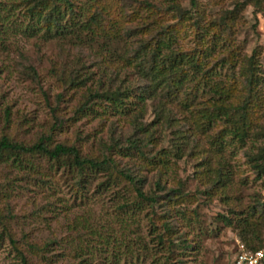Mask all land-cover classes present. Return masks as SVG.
<instances>
[{"label": "rangeland", "instance_id": "obj_1", "mask_svg": "<svg viewBox=\"0 0 264 264\" xmlns=\"http://www.w3.org/2000/svg\"><path fill=\"white\" fill-rule=\"evenodd\" d=\"M168 1L72 0L81 21L99 16L87 44L23 38L18 0H0V138L107 160L80 171L65 157L3 153L0 264H20L17 252L27 264H232L248 247L264 261V174L248 162L264 147V0H195L194 9L173 0L188 19L164 13ZM161 29L182 53H199L228 96L219 105L244 102L240 71L253 57L260 96L230 119L244 124L242 144L221 120L200 128L194 111L148 89L127 64ZM113 90L131 96L120 107L88 100ZM212 103H204L208 112ZM135 188L155 202L138 199Z\"/></svg>", "mask_w": 264, "mask_h": 264}, {"label": "trees", "instance_id": "obj_2", "mask_svg": "<svg viewBox=\"0 0 264 264\" xmlns=\"http://www.w3.org/2000/svg\"><path fill=\"white\" fill-rule=\"evenodd\" d=\"M191 9L195 8V0H188ZM168 9L164 11L173 12L178 19H188L190 11H182L181 7L173 3V0L168 1ZM22 9V17L24 18L20 25L17 27V32L21 34L23 38L31 39L35 37L43 38L44 40L57 39L70 41H89L91 43L96 39V24L98 15H91L86 21H81L78 17L80 13L74 10V4L72 0H18V5ZM63 6V8H62ZM92 8V7H91ZM150 13L159 11L155 7L147 4ZM162 15V14H161ZM67 16V21L64 18ZM172 37L169 32L160 30L159 33L150 38L148 41L141 42L138 49L133 51V57L127 61V64H132L136 73L144 78L148 83V89L151 91L162 90L165 92L163 97L170 101H175L180 107L190 113L194 111V116H198L199 119H203V123L200 124V128H209L210 124L214 121L221 120L226 124H231L230 134L240 144L244 142L246 137V131L242 126L235 125L231 119L234 108H239L242 111L243 116L247 113L248 109L255 106L254 103L258 99L260 80L257 76V69L255 63H253V57H249L246 60V65L241 67L240 76L245 87V99L239 107H229L227 105L217 104L222 98L227 99V94L223 95L221 89L219 90L216 83L212 81L213 77L208 72L204 71L203 64L199 58V53L184 54L173 45ZM216 41H212L209 48L206 49L209 54L214 50ZM81 44V43H80ZM222 44L220 47H223ZM206 58V57H205ZM223 66V65H222ZM195 83L190 89L189 84ZM83 83V82H82ZM81 84V83H77ZM200 86L201 93L196 95ZM188 91V92H187ZM128 90L119 92L113 90L111 92H104L101 94H90L89 99H102L107 104L120 107L125 99L131 95ZM181 92H186V98L184 100L177 97ZM199 96V97H198ZM205 96V99H200ZM202 100V101H201ZM213 101V103H212ZM217 101V102H215ZM204 103H212L211 111L208 112L205 109ZM216 104V105H215ZM82 107L81 110H83ZM194 109V110H193ZM245 119V118H243ZM203 131V130H202ZM143 132V130H139ZM219 140H217L218 142ZM218 145V143H217ZM133 148L136 146L134 142ZM220 146V141H219ZM3 153H13L19 155L41 154L47 157L49 160L58 161L61 158L71 159L73 167L82 171L83 168H89L93 170L102 169L107 163L106 159L100 162L80 158L78 151L74 147H67L57 144L53 148L48 149L43 143L39 142L32 146H23L17 143L10 142L6 137L0 138V160L3 158ZM248 162L251 163L253 170L256 174H264V147L260 148L255 156H248ZM129 182H133L130 177H127ZM135 193L138 199L141 201H148L154 203L153 197L147 198L142 192L135 188ZM246 224V223H245ZM247 225V224H246ZM8 236V235H7ZM9 243L14 245V241L9 238ZM14 249H16L14 247ZM249 251H257L254 248H246ZM17 252V251H16ZM20 264H27L26 259L21 252H17ZM264 261H262L261 264Z\"/></svg>", "mask_w": 264, "mask_h": 264}, {"label": "built area", "instance_id": "obj_3", "mask_svg": "<svg viewBox=\"0 0 264 264\" xmlns=\"http://www.w3.org/2000/svg\"><path fill=\"white\" fill-rule=\"evenodd\" d=\"M263 255L260 251H240L232 264H261Z\"/></svg>", "mask_w": 264, "mask_h": 264}]
</instances>
